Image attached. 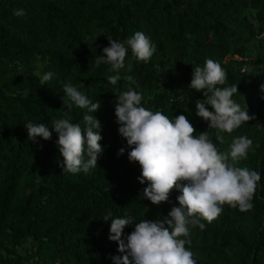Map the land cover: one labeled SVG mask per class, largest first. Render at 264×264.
Segmentation results:
<instances>
[{
	"label": "trees",
	"instance_id": "1",
	"mask_svg": "<svg viewBox=\"0 0 264 264\" xmlns=\"http://www.w3.org/2000/svg\"><path fill=\"white\" fill-rule=\"evenodd\" d=\"M23 9V16L13 15ZM143 32L156 45L144 63L129 53L121 79L107 83L110 65L96 63L107 36L121 42ZM219 62L226 84H237L233 99L255 119L232 133H220L195 115L201 92L188 88L192 67ZM45 72L54 76L41 85ZM70 82L100 102L102 154L89 173L62 171L52 132L49 140L28 138L25 125L68 118L84 127L86 109L72 106L62 85ZM264 0H0V264H112L124 255L109 240L111 220L131 215L134 222L167 216L178 206L173 189L166 202L143 197L138 162L117 131L116 95L133 88L146 109L172 118L183 114L198 135L207 131L218 151L233 137L252 140L236 166L261 174L251 203L240 211L223 205L206 227L190 228L185 247L196 264H264ZM138 86V87H137ZM209 110L210 106H209ZM66 114V115H65ZM91 114V113H89ZM123 148V154H118ZM133 230L125 226L122 239ZM183 238V237H182Z\"/></svg>",
	"mask_w": 264,
	"mask_h": 264
},
{
	"label": "clouds",
	"instance_id": "2",
	"mask_svg": "<svg viewBox=\"0 0 264 264\" xmlns=\"http://www.w3.org/2000/svg\"><path fill=\"white\" fill-rule=\"evenodd\" d=\"M24 14L22 8L13 10L15 16ZM107 40L108 46L102 48L96 60L98 64L110 65L109 72L116 73L106 77L107 83L114 86L124 79L134 84L132 76L120 75L126 55L130 50L138 61L147 63L156 52V45L141 31L123 42L109 36ZM192 68L188 88L204 97L195 101V115L207 122L208 129L216 130V142H223L220 133H232L255 119L233 99L238 93L237 84L220 87L226 84V73L219 62L206 59L202 67ZM53 76L52 72L43 73L41 85ZM260 87L264 90V84ZM62 89L70 101L68 110L73 105L87 110L83 129L68 118L52 120L49 123L52 131L43 123L31 121L24 127L33 141L37 137L49 140L55 132L62 171L87 174L97 167L103 152L99 143L101 123L93 115L100 102L91 100L70 82H64ZM142 98V93L133 88L116 95L113 107L117 131L131 147L128 160L138 162L141 168L138 181L147 182L143 197L158 205L168 201L175 189L180 193L176 197L178 206H172L163 218H144L139 222H134L131 215L114 217L108 210L103 217L104 221L111 220L108 238L117 243L119 253H126L112 256V264H196L193 253L185 247L190 244L187 239L190 228L203 231L206 225L201 220L210 223L222 212L224 204L240 211L253 208L251 201L261 174L236 166L247 158L252 140L244 135L233 137L228 151L220 152L207 131L194 135L196 130L185 115L169 118L159 110L146 109L141 104ZM123 152L121 148L118 154ZM125 226H132L133 230L122 239Z\"/></svg>",
	"mask_w": 264,
	"mask_h": 264
}]
</instances>
